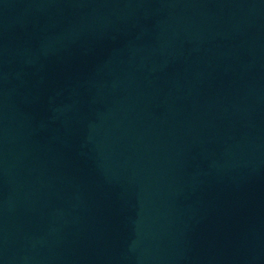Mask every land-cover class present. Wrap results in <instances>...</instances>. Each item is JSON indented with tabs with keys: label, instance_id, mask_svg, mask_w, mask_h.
I'll return each mask as SVG.
<instances>
[{
	"label": "water",
	"instance_id": "water-1",
	"mask_svg": "<svg viewBox=\"0 0 264 264\" xmlns=\"http://www.w3.org/2000/svg\"><path fill=\"white\" fill-rule=\"evenodd\" d=\"M0 264H264V0H0Z\"/></svg>",
	"mask_w": 264,
	"mask_h": 264
}]
</instances>
